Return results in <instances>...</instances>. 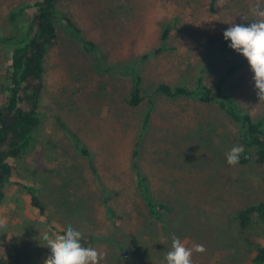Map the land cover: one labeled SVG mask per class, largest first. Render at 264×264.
Segmentation results:
<instances>
[{"label":"rangeland","instance_id":"1","mask_svg":"<svg viewBox=\"0 0 264 264\" xmlns=\"http://www.w3.org/2000/svg\"><path fill=\"white\" fill-rule=\"evenodd\" d=\"M37 0H0V34L21 35ZM60 0L57 39L44 59L40 124L26 154L11 159L0 208V264H252L230 217L264 198V172L238 164V127L214 103L157 91L194 86L198 75L224 88L247 111L264 115V0ZM19 13L13 18V13ZM90 40L100 66L68 29ZM171 31L162 48L164 26ZM13 44L0 42V88ZM132 64L144 100L128 102ZM234 68L233 70H231ZM4 96L0 92V104ZM152 107L150 126L142 122ZM58 115L93 154L75 148ZM154 196L156 220L136 186L133 154ZM30 187L44 206L31 204ZM111 191V217L103 201ZM67 230L92 235L88 248ZM128 252L123 255L116 246Z\"/></svg>","mask_w":264,"mask_h":264},{"label":"trees","instance_id":"2","mask_svg":"<svg viewBox=\"0 0 264 264\" xmlns=\"http://www.w3.org/2000/svg\"><path fill=\"white\" fill-rule=\"evenodd\" d=\"M60 0H37L36 12L31 17L25 31L21 35L0 34V42L13 44L10 55V67L5 75L6 82L0 88L4 96L0 104V208L5 200L4 185L13 174L11 159L24 156L34 142L37 128L40 124L41 95L44 89V59L48 47L57 39L56 22L57 2ZM217 0H211L210 8L215 10ZM19 13H13L16 18ZM68 29L78 38L81 30L70 20L63 17ZM162 36V48H166V41L171 31V25L166 24ZM84 49L90 54L92 60L100 66L101 59L97 54L94 43L81 38ZM232 68L231 70H233ZM121 73L131 78V89L128 102L131 106H138L143 100V77L137 67L132 64L123 66ZM157 91L169 97L186 96L198 99L205 103H214L222 109L229 120L238 127V139L241 149L232 154V160L238 164L255 162L264 172V115L254 117L240 105L239 101L224 88V78H221L214 87L204 83L200 74L194 86L178 84L171 86L161 83ZM152 107L147 110L142 122L143 132L150 126ZM57 123L65 129L73 140L75 148L87 159L95 173L97 171L93 154L81 142L78 134L72 131L58 115ZM138 150L133 154L132 170L136 176V186L141 197L146 202L150 214L156 220L162 219V212L167 205L157 199L151 191L149 180L144 175L136 161ZM104 203L111 217L116 212L109 205L111 191L104 190ZM31 204L44 212V206L36 195L35 188L30 187ZM236 223V234L243 242L245 249L253 253L252 264H264V198L254 204L238 210L230 217ZM66 241L84 248L90 247L95 238L92 235L78 237L67 230L60 231ZM116 248L128 256L122 245Z\"/></svg>","mask_w":264,"mask_h":264}]
</instances>
